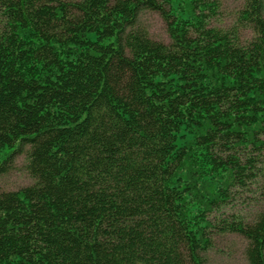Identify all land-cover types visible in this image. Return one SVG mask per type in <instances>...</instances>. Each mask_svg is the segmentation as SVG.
<instances>
[{"label": "trees", "instance_id": "1", "mask_svg": "<svg viewBox=\"0 0 264 264\" xmlns=\"http://www.w3.org/2000/svg\"><path fill=\"white\" fill-rule=\"evenodd\" d=\"M220 7L0 0V176L32 178L0 188V264H207L224 233L264 264V0Z\"/></svg>", "mask_w": 264, "mask_h": 264}, {"label": "rangeland", "instance_id": "2", "mask_svg": "<svg viewBox=\"0 0 264 264\" xmlns=\"http://www.w3.org/2000/svg\"><path fill=\"white\" fill-rule=\"evenodd\" d=\"M243 1L219 0L221 7L217 18L214 20L215 25L232 24ZM142 23L148 28L152 38L165 42L169 41L167 25L158 12H144ZM248 31L246 29L243 36L248 37ZM24 163L25 155H19L10 170L0 176L1 189H19L32 182ZM256 199L257 197L252 192L242 194L235 210H240L251 218L256 208ZM231 210L234 211V209ZM247 244V240L238 233L216 234L213 247L206 253L207 264H249L246 257Z\"/></svg>", "mask_w": 264, "mask_h": 264}]
</instances>
